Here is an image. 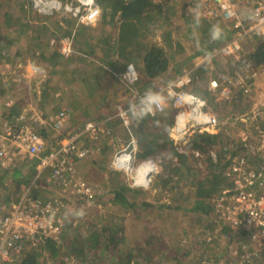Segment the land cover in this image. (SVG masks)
<instances>
[{"label":"built area","instance_id":"obj_1","mask_svg":"<svg viewBox=\"0 0 264 264\" xmlns=\"http://www.w3.org/2000/svg\"><path fill=\"white\" fill-rule=\"evenodd\" d=\"M29 8L45 14L64 11L74 19L76 25L94 24L101 13L96 0H29ZM187 10L208 22L219 18L233 21L231 37L209 52L199 55L193 68L176 74L154 93L145 94L139 90L137 81L140 73L132 62L126 63L118 73L113 72L127 91L125 102L115 106V117L127 129L128 138L114 152L108 168L128 174L132 186H146L151 175L157 171L160 159L156 155L137 159V138L132 129L133 114L144 108L149 114L156 115L163 112L166 105L170 106L174 111V122L166 131L175 148L183 151L192 133L214 132L218 128L217 117L207 108L204 97L189 88L194 83L195 67L208 65L218 57L231 56L245 70L234 71L231 79L226 82L209 77V88L218 99L224 101L231 98L237 86L247 93L249 84L246 83L259 75L246 57L241 55V41L252 34L264 35V0H192ZM53 43L55 40L51 39L50 44ZM57 48L64 56L78 53L72 48L68 36L58 40ZM12 103L13 100L8 98L4 104L10 106ZM69 116L70 111L61 108L52 119L53 128L60 131ZM241 116L238 119L245 118ZM248 118H256V113L252 110ZM37 119L34 116L28 118L23 112L3 119L0 131V169L14 167L17 158L36 157V173L40 175L46 171L50 185L62 192L82 197L85 204H95L93 186L79 176L76 166V161L90 155L92 148L80 146L78 139L83 133H88L90 137L104 132L109 134L110 129L104 127L107 119L86 121L80 131L62 137L60 143L52 149H47L44 138L33 126L38 122ZM256 128L262 137L259 144L252 143L246 135L241 136L240 142L250 154L264 156L261 155L264 148V121L260 126L256 124ZM194 153L199 154L198 151ZM211 154L215 157V152ZM147 161H151L153 167L147 165L144 168L146 172L143 174H150L149 181L145 182L142 180L145 175H141L140 171ZM223 174L229 185L223 186L211 196L213 214L230 228H239L245 233V240L239 245L241 253H238L235 245L229 246L230 252L237 256V264H264V160L255 163L243 153L234 154L229 158ZM64 207L63 197L24 193L0 216V263H10L27 246L35 247L47 239L55 240L66 226ZM205 239L210 240V237ZM195 246L198 247L197 244ZM211 264L232 263L220 258Z\"/></svg>","mask_w":264,"mask_h":264},{"label":"rangeland","instance_id":"obj_2","mask_svg":"<svg viewBox=\"0 0 264 264\" xmlns=\"http://www.w3.org/2000/svg\"><path fill=\"white\" fill-rule=\"evenodd\" d=\"M175 1L178 4V10H176L171 18L161 22L160 19L164 20L161 15L159 18H153V21L147 20L148 22L146 25H138V28L136 26L129 31L128 36L130 39L127 41L118 36L119 21L117 20L113 25H108V23H100V19L102 20V18H99L96 22L97 25H102L99 26L101 29L99 33L105 34L104 32L106 31L110 33L111 38L108 44L110 48H113L111 46L112 40L118 43V47L119 44L126 45L127 42V44L130 45L127 49V57L121 58V61L125 62L127 60L132 62L138 71L137 64L140 63L138 61L141 60L142 54L150 45L164 47L166 50V57L169 60L168 67L170 70H175L182 59L188 58L201 48L203 40H206L203 43H209L211 40L213 41V36L208 33V30L203 28L204 20L200 17L197 19L198 17L196 15L187 10L192 0ZM167 5L168 4L164 7L167 8ZM180 5H182V7H180ZM180 11L185 13V17L191 18L188 24ZM35 13L37 12L29 8L28 0H0V30L7 29L4 36L6 39L10 40H8L9 45L18 38L17 41L20 45L28 47L27 36L25 37L19 31L21 29H27V25L21 26L20 29L15 27L20 17L28 19V25H42L41 29L50 31V33L54 34L64 33L66 30H69L70 26H76L74 24L75 21H72L69 14L64 11L54 12L53 14L40 13L39 15H35ZM65 17L72 21L69 26L64 25ZM192 19L196 21V24L191 23ZM50 22H53V24H50ZM46 24L49 26H46ZM5 25L7 26L6 28ZM87 30L84 34H81L82 37H85V34L89 31ZM30 32L28 28V33ZM16 34L18 35L16 36ZM44 39L46 38H43V40ZM84 41H86V39H84ZM23 49L27 50L29 48ZM192 58V61L196 62V56ZM213 60V62L210 63L212 67L203 65L193 71L196 83L194 81L191 87L196 90L200 89L196 86L197 84L206 87L208 93L203 97L207 102V108L211 109L218 118V127L226 126L228 128L229 133L227 138H231L236 143L240 141L242 135H246L252 140H257L259 142V139L262 138L261 135H259L254 128L249 126L250 123L258 122L253 121V119L257 120L260 119L261 116H264V71L261 75L254 76L253 79H250L248 83H246L247 85L249 84V91L247 93H244L242 88L237 86L231 98L224 101L218 99L209 88V77H216L220 82H226L231 79L234 71L243 68L231 57L225 56ZM40 62L41 61L36 58L35 62L28 63V65L25 64L24 67L21 65L18 69H11L8 66L4 67L1 62V83H3L5 78L9 77V84H6V86H8L7 93H27L31 91L32 88H29L31 86L28 79L32 78L30 76L35 75L34 71L36 68L37 70L40 69L39 71L41 73L42 63ZM39 63L41 65H37ZM47 67L48 66L43 65V69ZM255 70L259 73L258 69ZM243 71L245 72L244 69ZM141 77L142 75L140 74V78ZM10 80L15 82L14 86L12 85L13 82ZM169 108L171 107L166 105L165 110ZM252 110L256 113V118L253 119L248 118ZM4 114L6 115L7 113L5 112ZM241 115L245 116V120L243 118L238 119ZM132 127L135 128L133 120ZM224 130L227 129L225 128ZM192 135L194 134L192 133L190 137H192ZM172 146L178 151L174 145ZM190 151L191 150L186 151V163H184L182 167L179 164L180 170L176 174L177 181L175 180L173 182L174 186L172 188H168L166 186L167 182L165 181L158 182L156 177V173L165 168V153L153 154L160 158L157 171L151 175L150 182L146 186H142L143 191L141 188H134L139 186H134L131 188L130 192L126 193V196L131 201L130 204H125L124 206H109L101 202V199L107 200V197L112 194L114 189L120 188L119 186L122 188H125V184L132 186L128 174L123 171L118 172L109 169V162L107 161L93 160L90 163H78V173L84 174V170L88 169L90 172L89 180L92 181L91 183L95 188L98 187V192L102 197L99 199L97 198V202L95 201V204L92 205L85 204L86 201L83 202V200L81 203L75 200L69 202L67 209H63V218L64 221H66V226L63 228L62 233L55 239L56 243L59 244L58 253L53 255L49 253L46 247H42V249L37 247L35 251L39 250L40 254H38L36 264H118V257H124V260H126L125 255H128L130 253V248L136 247L137 244L145 247V250L140 252L145 255L144 261L149 260L151 264L154 262L160 264V261H162V264H211L220 258H225L230 261V263L237 264L238 258L232 255L229 246H237L238 253H241L242 250H240L241 248L239 245L245 240V233L239 228H230L231 231L229 233L222 235L219 232V226L222 223L220 219L216 218V216L210 212L205 213L194 209L197 186L202 184L204 187L208 188L213 184L210 183V178L207 175L204 162L206 155L199 151L197 155L194 153L195 150H193V152H191L192 155H190ZM262 151L263 153H261V155H264V148ZM212 152L215 151L210 150L208 154ZM136 155L137 158H139L138 153H136ZM211 158L214 157L211 156ZM18 190L19 187L16 186L13 192L17 195L19 193ZM60 192L59 190L58 193L61 194L65 202L66 200L69 201L72 199V196L64 195ZM223 225L229 226L226 223ZM104 226H108L109 229L116 228V230L118 227L119 229L123 227L122 241L118 244L116 250L111 247L107 255L105 254V256H103L100 247L96 245L93 246L91 241L87 240L85 254L89 256L88 261L83 259V255L71 253L70 250H68L67 241L73 238L76 232L87 235L88 229L98 231ZM151 236H154V238L150 239ZM206 237H210V240H204ZM148 238L150 239V244L147 243ZM177 244L180 248L176 247ZM195 244H197L198 247H196ZM175 247L177 249H175ZM138 251L135 252L134 257H130V259L127 260L128 264H139L137 261L139 262L140 260L137 259V257L141 256ZM183 252H185L187 256L183 259L181 258L180 262H177V256ZM160 255H162V258L159 260L158 257ZM20 256H17L10 263L6 262L0 264H16ZM62 258L64 262L60 261Z\"/></svg>","mask_w":264,"mask_h":264},{"label":"trees","instance_id":"obj_3","mask_svg":"<svg viewBox=\"0 0 264 264\" xmlns=\"http://www.w3.org/2000/svg\"><path fill=\"white\" fill-rule=\"evenodd\" d=\"M96 3L101 8V13L99 18H102V20L104 21L103 23H109L113 25L116 20L119 21L118 36L125 41L130 39L128 33L136 26L138 28V25L140 26L146 25V23L148 22L147 20L153 21V18H159L161 15L163 16L164 20L160 19V21L161 22L165 20L167 21L169 18L173 16L176 10H178V4L176 3L175 0H96ZM166 4H168L167 8L164 7ZM36 14L39 15L40 13H35V15ZM181 14L183 13L181 12ZM23 18L24 17H20V19L18 20L19 22L15 27L20 29L21 26L27 25L29 30H31L30 33H28V28L21 29L19 31L22 34H24L25 37L27 36V38L30 39L32 50L29 49L21 50L20 48H18L17 50L14 51H18L20 56H16V57L21 58L22 53L24 54V52H26V56L29 55L30 60L33 61L37 57L48 59V61L51 64L49 72L55 73V71L57 70L59 71L60 68L57 69V67L59 66L60 62H62V60L65 59L72 60L74 57H78V55L80 56L85 55L84 54L85 51H83L82 48H79V46L77 47L76 45V37H79L78 27L82 26L83 24L81 25L80 23L78 24L79 25L78 26L74 22L76 26L72 27L69 30H66L64 33L54 34V33H50V31L41 29L42 25H37V24L28 25L29 23L28 19L26 18L23 19ZM197 19H199V17ZM201 19L204 20L203 18ZM71 20L74 21L73 18ZM203 22H204L203 28L208 30V33H210L213 36V41L211 40V42L209 43H203L204 41H206L203 40L201 44L202 45L201 48L198 49L196 53L190 55L188 58L182 59L178 63V67L175 70H170L168 67L169 60L166 57V50L164 49V47L157 45H150L148 47V49L141 57L142 64L139 71L142 77L137 81V86H139L138 88H140V91L142 93L149 94L151 92H154L166 81L173 78L176 74L181 73L185 70H189L190 68H193L195 66V62L192 61L193 56L202 53H207L214 46L224 42L227 38L231 37L230 31H231V25L234 23L233 21H226L219 18V19H213L210 22H207L205 20ZM191 23L196 24V21L193 20ZM50 24H53V22H50ZM46 26L49 25L46 24ZM6 27L7 26L5 25V28ZM6 32L7 29L0 30V63L2 62V64H4L5 62L12 63V60H9V49H8L9 39H6L4 36ZM47 32L49 33V36L47 37L43 36V34ZM104 33L105 34L97 33L95 36L96 37L95 40L99 41L101 39L104 40L106 43H109L111 35L107 31ZM18 34H16V36ZM64 36H68L70 38L72 48L78 52L77 54L73 53L69 56H64L62 53H60L59 49L57 48V42L59 39H61ZM43 38H46L45 41L43 40ZM17 39L18 38L15 39L16 42ZM51 39H54L55 43L50 44ZM241 51H242L241 55L245 56L247 61L250 63L251 67L258 69L259 75H261V73L264 71V35L252 34L249 37H245L244 39H242ZM227 57H231V56H227ZM57 64L58 66H56ZM207 66L212 67V64H208ZM197 68L198 66L195 67V70ZM157 77H160L161 79L159 81H154V79ZM195 80L196 79L194 77V81ZM6 84H9V82L6 81ZM196 86L200 89L196 90L195 88L191 87V85L189 86V88L193 91H196L202 97L208 93L205 86L203 87L201 84L200 85L197 84ZM140 109L145 110L144 108H140ZM170 109L172 114L168 113V115L164 113L165 110L163 112L157 113L156 115H151L145 110L147 114L146 117H144V119H140V116L138 114L137 116L132 115V120L138 122L135 124V128H132L133 133L137 138L138 156L140 155L142 157H145L147 155H152L155 153H160V154L165 153V158H164L166 163L165 168L162 171L157 172L156 177L158 182L165 181L167 182L166 186L168 188H172L174 186L173 182L176 180V174L180 170V165L182 167L184 163H186V158H187L186 151L191 150L189 152L190 155H192L191 152H193V150L195 151L197 150L205 154L206 159L204 160V162L207 169V175L210 178V183L213 185L209 186L208 188L204 187L202 184H199L197 186L195 192L196 199L194 201V205H195L194 209L199 210L200 212H205V213L210 212L213 214V209L210 204L211 196L216 192H218L223 186L229 185L228 179H226V177L223 174V170L228 165L229 158H231L234 154L243 153L250 158H254L256 160L258 159L259 160L258 162H261L264 160V156L250 154L247 148L243 146L242 142L239 141L240 143L239 142L235 143L234 140H232L231 138H227L228 133H225L223 129L222 130L220 129L219 131H215L213 133L207 131L193 133L194 135L190 137V140L183 147L185 151L178 152L173 148L172 145H170L171 141L169 140L168 135L166 134V130L164 129L166 127H170L174 122V111L172 108ZM153 121L160 123L159 129L158 127H155L153 125L154 124ZM253 121H258V122L250 123L249 127L258 130V128H256V124L260 126L262 124V121H264V116H261L260 119L257 120L253 119ZM84 135L87 134L83 133L80 136V139ZM91 139L94 140V137H92ZM250 141L252 143L259 144L260 139L258 142L257 140L255 141L250 138ZM210 150L215 151L214 158H211L210 154H208ZM261 153H263V151ZM30 157L33 156H29V158ZM33 158L37 160L35 157ZM91 185L93 186V184ZM124 186L125 188L119 186L120 188L114 189L112 194L107 197L108 201L101 199V202H104L109 206L111 205L124 206L125 204H130L131 200L126 196V193L130 192L131 188H133L134 186H130L128 184H125ZM134 188H141V190L143 191L142 186L134 187ZM93 190H94V198L95 201L97 202V198L99 199L102 196L98 192V187L95 188V186H93ZM71 196L72 198L77 197L79 200L78 195L72 194ZM80 198L81 200H83L82 197ZM230 231L231 229L229 226L226 225L219 226V232L222 235L229 233ZM122 233H123V227H120V229L118 227V229L116 230V228L109 229L108 226H104L102 227V229L98 231L88 229L87 235H83L82 233L76 232L73 238L67 241L68 242L67 248L68 250H70L71 253H77L78 255L80 254L83 255V259L88 261L89 256L85 254L87 240H90L93 246L96 245L100 247L101 254L105 256V254L107 255V252L111 247L112 249L116 250L118 244L122 241V237H123ZM151 238H154V236H151L150 239ZM150 239L149 238L147 239L148 244H150ZM37 247H39L40 249H42V247H46L49 253L53 255H56L59 250V244L56 243L55 240L47 239L43 245H38L35 247L33 246L25 247L20 253L21 254V256L19 255L20 259L17 261L18 263L16 264H36L38 254H40L39 250L35 251ZM176 247L180 248L178 244ZM176 247L175 249H177ZM142 250L144 251L145 247H142L141 245L138 244L136 245V247L130 248L129 251L130 253L128 255L127 254L125 255L126 260H124V257L123 258L118 257L119 258L118 264H128L127 260L130 259V257H134L135 252L137 251L140 253L141 256V257H137V259L140 260L139 262L137 261V263L151 264L149 263L151 262L149 260L144 261L145 255L142 254V252H140ZM186 256L187 254L183 252L177 256L176 261L180 262L181 258L183 259ZM158 258L160 260L162 258V255H160ZM60 261L64 262V259L62 258L60 259ZM160 262H161L160 264H162V261ZM152 264H156V263L154 262Z\"/></svg>","mask_w":264,"mask_h":264},{"label":"crops","instance_id":"obj_4","mask_svg":"<svg viewBox=\"0 0 264 264\" xmlns=\"http://www.w3.org/2000/svg\"><path fill=\"white\" fill-rule=\"evenodd\" d=\"M180 7H182V5H180ZM184 14L183 12V17L185 20L187 19L186 22L188 24L191 18L185 17ZM193 20L194 19H192V21ZM64 21V25L67 26L72 23L69 18H64ZM103 22L104 21L100 19V23ZM99 26L102 25H97L95 23L83 24L78 27L79 37H76V45L85 51V55H78V57H74L72 60H62L59 66L58 64L56 65L58 66L57 69L60 68L59 71L57 70L55 73L49 72L51 64L48 59L37 57L38 60L41 61L40 63H42V65L39 63L42 68L41 73L39 71L40 69L37 70L36 68L34 71L35 75L30 76L32 78L28 79L31 86L29 88H32L31 91L27 93H7L8 86H6V81L9 82V77L5 78L3 83H1L2 79L0 76V131L2 129L3 119L10 115L23 112L28 118L32 116L38 117V122L34 123L33 126L44 138L47 149H52L60 143L62 137H66L75 131H80L86 121L95 118L107 119L104 127L110 129L109 134L105 132L100 133L99 136L94 137V140L91 139L92 137H90L88 133L81 137V139L79 137L78 144L80 146H90L92 152L85 158L77 160L76 166L78 168V163H90L93 160L110 161L114 152L119 149L120 146L124 145L128 138L127 129L120 119L115 117V106L117 103L125 102L127 91L113 72L118 73L127 62H130L127 60L125 62L121 61V58L127 57V49L130 45L126 42V45L119 44L118 47V43L112 40L111 46L113 48H110L108 45L109 43H106L104 40H95L96 34L101 31ZM71 28L72 26H70L69 29ZM84 29H88L89 31L87 30L88 32L85 34V37H82L81 34H84L86 31ZM43 36L47 37L49 33L47 32L43 34ZM84 39H86L87 42L84 41ZM27 41L28 47L20 45L18 41H12L11 45H8L9 60H12V63L5 62L3 64L4 67L8 66L11 69H18L21 65L24 67L25 64L28 65V63L35 62V60H30L29 55L26 56V52H24V54L22 53L21 58L16 57L20 56L18 51H14L18 48L21 50L23 48L32 50L30 39ZM199 55H196V58ZM138 62L140 63L136 64L138 65V69H140L142 60ZM43 65L48 67L43 69ZM160 79V77H157L154 81H159ZM11 82H13L12 85L14 86L15 82L13 80ZM8 98L13 100L10 106L4 104ZM63 107L70 111V116L68 121L64 123L63 128L58 131L53 128L52 119ZM5 112L7 113L6 115L4 114ZM164 113L167 115L168 113L172 114L170 108L168 110L166 109ZM137 114L140 116V119H144L147 113L145 110L140 109L133 115L137 116ZM155 122L156 121H153V125L159 129L160 123ZM136 123L138 122L133 120V124ZM167 128L168 127H166L165 130ZM225 128L227 130H224ZM220 129H223L225 133H229L226 126H219L217 131ZM170 144L174 145L172 141ZM139 157L142 156L139 155ZM249 159L255 163L259 161L258 159L256 160L250 157ZM36 163L37 160L27 156L25 158H17L14 167L0 170V216L10 208L14 202H17L24 193L37 196L46 195L61 197V194L58 193L60 189L48 183V173L46 171L41 172L40 175L36 173ZM83 173L86 176L82 173L78 174L91 183L92 181L89 180V170L86 169ZM16 186L19 187V193L17 195L13 192ZM60 193L72 195L62 191ZM73 200L80 203L82 202L80 197L79 200L77 197L69 201L66 200L64 210L67 209L69 202Z\"/></svg>","mask_w":264,"mask_h":264},{"label":"bare ground","instance_id":"obj_5","mask_svg":"<svg viewBox=\"0 0 264 264\" xmlns=\"http://www.w3.org/2000/svg\"><path fill=\"white\" fill-rule=\"evenodd\" d=\"M149 166V167H153V163L151 162V161H147L146 162V164H143L142 165V171H140L141 172V175L144 173V172H146V169H144V168H146V166ZM149 167H148V169H149ZM143 175H145L143 178H142V180L143 181H145V182H147V181H149V177H150V174H148V173H145V174H143Z\"/></svg>","mask_w":264,"mask_h":264},{"label":"clouds","instance_id":"obj_6","mask_svg":"<svg viewBox=\"0 0 264 264\" xmlns=\"http://www.w3.org/2000/svg\"><path fill=\"white\" fill-rule=\"evenodd\" d=\"M201 55V54H200ZM122 70V69H121ZM140 79V78H139ZM208 82H209V79H208ZM171 127V126H170ZM170 127H168V128H170ZM217 130V129H216ZM204 132V131H203ZM207 132H209V131H207ZM215 132V131H214ZM210 133H213V132H210ZM166 134L168 135V133H167V131H166ZM168 138H169V136H168ZM188 142V141H187ZM187 144V143H186ZM184 147V146H183ZM179 152H182V151H179ZM153 155V154H152ZM137 159H141V158H137ZM3 169V168H2ZM2 169H0V170H2ZM4 169H7V168H4ZM119 172V171H118Z\"/></svg>","mask_w":264,"mask_h":264}]
</instances>
